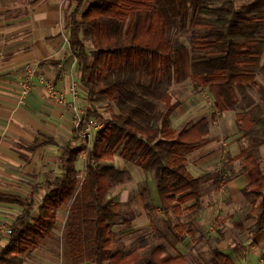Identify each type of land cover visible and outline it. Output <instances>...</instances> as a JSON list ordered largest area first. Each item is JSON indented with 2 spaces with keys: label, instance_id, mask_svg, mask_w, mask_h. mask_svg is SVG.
Returning a JSON list of instances; mask_svg holds the SVG:
<instances>
[{
  "label": "trees",
  "instance_id": "1",
  "mask_svg": "<svg viewBox=\"0 0 264 264\" xmlns=\"http://www.w3.org/2000/svg\"><path fill=\"white\" fill-rule=\"evenodd\" d=\"M67 28L88 104L73 134L79 135L90 120L103 119L100 106L113 105L116 112L104 120L86 152L80 182L76 161L82 149L69 144L59 157V177L33 187L25 199L0 193V204L21 209L0 249V264H24V257L56 230L57 213L68 203L74 251L78 257L86 251L91 264H182L180 255L164 254L162 245L147 256L140 255L142 246L126 253L115 249L119 240L112 222L122 213L109 190L130 176L108 164L118 155L151 174L164 215L179 219L185 210L195 212L201 179L190 175L186 157L205 144L210 124L224 112L234 113L237 132L249 141L250 149L229 163L241 160L250 179L243 194L261 200L256 230H264V170L258 152L264 146V87L258 85L264 79V0L241 7L235 0H77ZM188 80L206 90L214 112L210 120L175 131L170 117L180 104L167 91ZM75 222L85 228L83 239L73 229ZM174 228L177 239L189 226ZM213 256L217 264H232L216 250Z\"/></svg>",
  "mask_w": 264,
  "mask_h": 264
},
{
  "label": "crops",
  "instance_id": "2",
  "mask_svg": "<svg viewBox=\"0 0 264 264\" xmlns=\"http://www.w3.org/2000/svg\"><path fill=\"white\" fill-rule=\"evenodd\" d=\"M76 1L0 0L1 194L25 199L33 187L59 177V157L63 150L56 155L58 175L36 180L43 166H47L39 160L41 147H49L53 132H61L62 124L66 123V105L80 103L84 111L88 105L86 91L79 82L77 63L68 46V16ZM30 68L36 70L32 87L29 94L21 98L20 85ZM37 77H42L51 91L60 93L64 103H56L50 97V90L40 84ZM213 112L212 109L209 114L203 113L190 126L201 119L210 120ZM223 119L229 127L227 130L220 123ZM78 142V135L72 130L67 146L78 148L73 145H79ZM246 142L236 130L234 113L224 112L210 124L205 144L186 157V169L191 176L204 180L218 173L221 182L216 185L214 180H208V187H216V190L202 195L195 212L185 210L182 214L189 228L169 246L170 255H180L182 264H217L214 250L232 264H264V230H256L259 213L255 211L261 200L244 196L250 179L242 171L241 160L229 163L247 150ZM261 151L264 150L259 147V154ZM134 169L144 178L139 187L148 191L147 197L140 193L134 201L139 216L152 213L163 216L154 180L145 181L144 173L135 166ZM20 213L21 209L15 205L0 204V225L10 227ZM5 243H1V249ZM31 254L35 256L34 251ZM36 254H40V250ZM28 258L24 259V264H29ZM44 264H56V261L47 258Z\"/></svg>",
  "mask_w": 264,
  "mask_h": 264
},
{
  "label": "rangeland",
  "instance_id": "3",
  "mask_svg": "<svg viewBox=\"0 0 264 264\" xmlns=\"http://www.w3.org/2000/svg\"><path fill=\"white\" fill-rule=\"evenodd\" d=\"M92 0H86L87 4H90ZM252 0H235L237 7L244 6ZM182 42H187L186 39H182ZM87 51H91L92 47L89 42H85ZM258 85L264 87V79H258ZM172 102H179L181 109H177L171 116L170 124L176 130L179 131L192 124L193 120H196L203 113H211L212 99L206 90L196 89L193 83L188 80L182 85H172L167 91ZM64 103V99H62ZM160 109L163 108L162 103H157ZM83 105L80 103H70L66 105V123L62 124L61 132L55 131L52 143L49 147H41L42 153L39 156L41 162H46L47 166H43L39 177L36 180L52 179L58 175V163L56 155L64 150L67 143L71 139V131L75 129L76 123L84 114ZM103 119H99L104 123V120L109 119L110 115L116 112L113 105H102L98 108ZM221 125L224 124L223 129H229L226 127V120L223 119ZM39 138L36 139V142ZM42 141V140H40ZM248 141V140H247ZM249 142V141H248ZM246 142L250 149L249 143ZM73 144L74 146L81 149V143ZM245 144V142H244ZM47 148V149H44ZM260 149L264 150V146ZM49 150V151H47ZM85 157L86 151L82 150V153L78 156L76 162V170L78 173V181L80 182L85 175ZM260 166L264 170V151L260 152ZM108 165H112L118 169L129 171L131 173L130 180L126 181L124 185H115L109 190V197L114 203H117L120 207L122 216L117 217L112 222V230L119 240L116 244L115 249L123 253L129 252L134 248L142 246L141 255L147 256L150 250L158 245L164 247L165 254H172L170 251V245L174 244V238L179 235L178 231L174 228L177 223L184 225L186 223L185 218H175L172 214L158 216L152 213L148 216H139L136 201L137 195L141 193L142 188L139 187V183L143 181V176L140 172L134 169L131 164L123 162L118 155L114 157L113 162ZM42 167V168H43ZM146 177L145 181L152 178L151 174H144ZM218 173L210 174L209 177H205L201 180V192L202 195H209L210 192L216 190V187H208V180L218 179ZM142 180V181H141ZM144 188V187H143ZM211 190V191H210ZM148 194L145 193L144 197ZM131 199V201H126ZM70 203L65 204L57 213V228L53 234L45 241V243L34 251V255L28 253L24 259H29V264H44V260L52 258L56 261V264H91L87 257V252L84 251L82 256L78 257V254L74 251V242L71 238L72 229L70 224L72 223V214L69 210ZM130 213V214H128ZM129 215L132 216L130 219ZM186 217V216H185ZM125 220H129L130 224H127ZM215 226H213L214 228ZM75 231H78L80 238L84 236L85 228L79 223L75 222L73 226ZM175 229V230H174ZM184 231L183 233H185ZM83 239V238H82ZM84 241V240H83ZM90 247L89 244H86ZM40 250V254H36Z\"/></svg>",
  "mask_w": 264,
  "mask_h": 264
},
{
  "label": "built area",
  "instance_id": "4",
  "mask_svg": "<svg viewBox=\"0 0 264 264\" xmlns=\"http://www.w3.org/2000/svg\"><path fill=\"white\" fill-rule=\"evenodd\" d=\"M35 72H36V70L33 68H30L27 70V72L24 76V79L20 85V97L21 98H24L25 96H27L29 94L31 87H32L33 78L35 76ZM36 79L40 84L46 85L47 90H50V97L56 103H62V96L60 93L51 91V86L47 85L44 82V79L42 77H37ZM71 91L73 93L75 91V85L74 84H72V86H71ZM81 118H80V120H81ZM80 120L76 123L75 129L77 128ZM103 127H104V123L102 121H100L99 119H93L87 123L85 129L78 135V140H80V143L82 144L81 149L84 152L85 151L87 152L91 148V146H92V144L96 138V134L98 132H100ZM10 235H11L10 227L0 225V245L2 242L7 241V239L9 238ZM0 249H1V246H0Z\"/></svg>",
  "mask_w": 264,
  "mask_h": 264
}]
</instances>
